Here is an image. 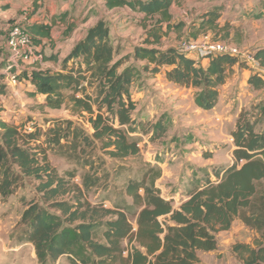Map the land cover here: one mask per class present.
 Wrapping results in <instances>:
<instances>
[{
	"label": "trees",
	"instance_id": "obj_1",
	"mask_svg": "<svg viewBox=\"0 0 264 264\" xmlns=\"http://www.w3.org/2000/svg\"><path fill=\"white\" fill-rule=\"evenodd\" d=\"M101 1L107 10L127 8L141 16L145 37L134 47L132 59L143 63L145 73L156 75L164 68L169 83L198 90L194 95L197 108L208 111L217 105L219 88L233 67L240 66V60L216 54L204 58L208 62L203 66L177 47L163 49L162 40L183 27L173 23L170 12L181 0ZM33 6L28 20L38 9ZM220 11L213 7L199 15V23L190 33L193 39L184 40H197L201 33H226L227 26L219 25ZM53 26L52 21H28L19 28L30 40L34 56L58 64V70L41 69L32 63L23 70L11 68L10 73L18 82L29 81L32 90L27 96L41 98L36 108L59 110L69 104L73 110L85 112L91 133L61 117L46 119L43 126L33 123L30 130L0 118V200L27 185L34 187L37 198L26 205L17 222L21 227L17 243L30 244L38 264H55L61 257L70 264H200L201 254L216 250L218 233L240 219L259 237L252 244L234 242L230 254L236 264H264V195L255 197L257 185L264 184V131H254L264 118V107L256 113L239 114L231 133L236 147L234 163L212 168L214 180L207 176L199 186L188 188L186 200L177 208L154 186L159 169L147 165L138 179L127 178L122 192L138 209L136 230L132 231L124 212L104 208L102 203L91 204L86 195L106 178L99 167L109 164L115 180L129 171L131 159L142 163L137 133L148 132L154 142L164 136L166 127L159 119L145 129L144 122L133 119L136 103L130 88L136 70L128 66L118 71L126 61L114 62L117 53L102 21L89 28L60 62L52 43ZM73 29V25L68 27L65 38ZM252 56L264 69V47L255 49ZM247 83L255 90L264 88L258 72ZM5 88L0 84V96ZM50 157L75 169L60 172ZM241 161L244 163L239 167ZM78 168L83 171L80 184L74 183ZM125 242L129 247H124Z\"/></svg>",
	"mask_w": 264,
	"mask_h": 264
},
{
	"label": "rangeland",
	"instance_id": "obj_2",
	"mask_svg": "<svg viewBox=\"0 0 264 264\" xmlns=\"http://www.w3.org/2000/svg\"><path fill=\"white\" fill-rule=\"evenodd\" d=\"M33 5L37 6L38 9L34 16L28 20ZM213 7L221 9L219 25L221 27L226 25L228 31L218 35L207 32L208 36L236 45L242 52L251 54L255 49L264 46V0H181L172 6L170 12L173 23H182L183 27L179 32L171 31L162 40V47H178L180 41L193 39L190 37V33L199 23V15ZM140 17L127 8L107 10L101 0H0V84H4L5 87L7 85L5 95L0 96V118L10 124L21 125L24 129L30 130L33 123L43 126L44 120L51 117H61L73 120L91 133V127L87 122L88 116L85 112H77L69 104L59 110H41L35 106L41 103V98H29L24 92L25 87L19 86L18 82L15 86L11 83L13 74L10 73V69H17L19 62L8 54L5 41L12 28L22 27L28 21H52L54 23L52 43L58 47L61 57H65L75 44L85 36L89 28L102 21L108 28L110 43L117 53L114 62L120 59L126 61L118 71L121 72L128 66L135 67L136 70V76L130 88L131 98L136 103L133 119L144 122L146 124L145 129L159 119L163 120L166 127L164 136L154 142L149 138L148 132L137 133L140 138L139 147L142 149V153L145 155L146 147L150 146V152L153 153L152 156L150 155L151 159L158 161L162 158L161 153L165 155L173 147L185 151L183 149L186 145L198 141L199 131L196 130L198 126L189 121L187 124L174 121L170 111L167 109L162 111V108L165 107L161 106L162 102L154 100V90L150 87L147 89V83L169 82L160 75L154 77L155 75L145 73L142 70L143 63L134 62L132 59L134 47L138 46L145 37L144 30L140 26ZM70 25H73L74 29L68 36L70 39H66L65 33ZM203 35L201 33L196 39ZM47 52L48 48L45 49V53ZM52 64L49 62L46 65L52 66ZM247 66V63L240 62L239 68L246 69ZM162 71L165 73L166 69L162 68L160 73ZM142 90H144L142 94L145 97L136 101V92ZM77 95L80 96V94ZM254 99H257V102L249 104L245 111L247 112L246 115L256 113L264 107V91ZM158 102L159 104H157ZM262 119L258 122V132L264 129V119ZM143 138L144 143L141 144ZM220 146L221 148L225 147V145ZM50 160L52 166L60 172L75 169L62 159L50 157ZM143 163L144 161L140 164L131 159L128 162L129 171L115 180L111 177L113 169L109 164L104 168L99 167L98 170L101 169L102 172L104 170L105 174L103 175H106V178L101 179L97 187L87 192V200L91 204L102 203L104 208L124 212L132 227L136 229L138 209L132 206L131 200L123 194L122 187L127 178L136 180L140 177V174L147 169V165L144 166ZM243 163L244 161L238 163V166L240 167ZM152 167L155 168L156 165L153 164ZM76 170L78 176L74 179V183L80 184L79 175L83 171L80 168ZM211 171L212 167L211 169L199 168L198 170L195 168L191 177L187 179L189 183L186 182L185 188L174 187L172 182L168 183L166 187L169 190L170 187H173L171 192L175 194L178 193L177 189H179L182 191L180 195L185 196L187 189L192 185L199 186L203 183L204 177H211L213 181ZM100 174L102 175V173ZM184 177V174L180 175V180L184 181ZM262 195H264V184H258L255 197ZM35 199L37 198L34 194V187L27 185L7 200H0V238L6 239L5 251L10 254L9 256L3 255L0 258V264H38L33 247L28 243L18 244L16 241L17 234L21 230V227L17 226V222L26 205ZM180 200L178 195L174 200L171 199L174 208L179 206ZM257 236L253 230L245 227L240 219H236L229 230L218 233L217 244L220 248L227 247L235 241L252 244L253 239ZM129 245L128 242L124 243V247H129ZM16 247L20 248L17 249ZM55 264L70 263L66 257H61Z\"/></svg>",
	"mask_w": 264,
	"mask_h": 264
},
{
	"label": "crops",
	"instance_id": "obj_3",
	"mask_svg": "<svg viewBox=\"0 0 264 264\" xmlns=\"http://www.w3.org/2000/svg\"><path fill=\"white\" fill-rule=\"evenodd\" d=\"M46 23H48V21H46ZM68 39L70 38L68 37ZM165 47H163V49H165ZM57 48L58 47H55V53L58 52ZM65 57H61L58 52L59 62ZM191 58L197 62L199 61L203 66L208 62L207 59H197L194 56H191ZM32 63H35L41 69L58 70V64L53 63L52 66H48L46 64H49V62H42L36 56H33L28 61L20 63L19 67L14 69L23 70ZM254 72L255 71L250 68V66H247L246 69L239 68L237 65L233 67L229 79L219 88L217 105L212 110L208 111L201 110L194 105V93L198 91L197 89L185 88L172 83H147V89L150 87L154 90V100L156 99V101L162 102L161 106L165 107L162 108V111L165 109L170 111L174 117V121L184 124H187V121H189L196 124L198 126L196 130L199 131L198 141L186 145L183 149L185 151H181V149L177 150L175 147L171 148L170 152L165 153V155L160 151L162 158L158 161H153L151 159L150 155L152 156L153 153L150 152V146L146 147L147 150L145 155L140 148L144 164L150 167L155 164V168L160 170V177L154 182V186L160 191L161 197L166 200H174L178 195V197L181 198L180 204L182 201L186 200V196L180 195L182 191L179 189H177L178 193H172L171 190L173 187H170V190L166 187L168 183L170 184V182H172L173 185H175L174 187L181 186L185 188L187 186L185 184L189 183L187 179L191 177V173L195 168L196 170L199 168L211 169V167L230 166L234 163L233 151L236 147L233 143L231 133L236 128L239 114L242 111H246L249 104L257 102V99L254 98L264 91V88L255 90L248 85L247 81ZM157 75L163 78L165 77L164 71L156 74L154 77ZM16 82L14 83L11 80L14 86ZM18 84L23 88L25 87L24 92L26 93L32 90V86L27 80L18 82ZM142 93H144V90L136 92V101L141 97H145ZM157 104H159V102ZM257 128L258 124L254 128L255 133L260 134L264 131L263 129L258 132ZM142 143H144V138L141 139V144ZM220 145H225V147L221 148ZM205 155H208V157L205 158ZM182 174L185 175L183 178L185 179L184 181H182V179L180 180V175ZM6 242L4 237L0 238V258L3 255H10L5 251ZM233 243L234 242H231L227 247L223 248H220L217 244L215 251L201 254L200 264H236L233 256L230 254V247ZM16 248L19 249L20 247Z\"/></svg>",
	"mask_w": 264,
	"mask_h": 264
},
{
	"label": "built area",
	"instance_id": "obj_4",
	"mask_svg": "<svg viewBox=\"0 0 264 264\" xmlns=\"http://www.w3.org/2000/svg\"><path fill=\"white\" fill-rule=\"evenodd\" d=\"M6 48L10 55L16 59H20L25 62L30 60L34 56V48L31 46L30 40L24 31L19 27L12 28L5 41ZM178 51L187 55L194 56L197 59H204L216 54H225L232 57L239 58L240 62L247 63L255 72H258V76L264 80V69L258 67L251 53L242 52L237 46L214 42L208 36H202L197 40H183L178 44ZM14 83L16 80L14 77L11 79ZM243 161H241L242 163ZM135 227H132V231H135Z\"/></svg>",
	"mask_w": 264,
	"mask_h": 264
}]
</instances>
